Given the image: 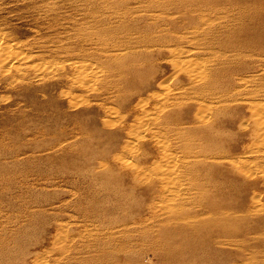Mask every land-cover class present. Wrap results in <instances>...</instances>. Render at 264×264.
Here are the masks:
<instances>
[{"label":"rangeland","instance_id":"374dc122","mask_svg":"<svg viewBox=\"0 0 264 264\" xmlns=\"http://www.w3.org/2000/svg\"><path fill=\"white\" fill-rule=\"evenodd\" d=\"M227 7L0 0V264H264V98L218 114L187 83L211 60L194 17L224 10L225 39L243 22ZM246 61L210 77L258 88L264 53Z\"/></svg>","mask_w":264,"mask_h":264},{"label":"bare ground","instance_id":"6f19581e","mask_svg":"<svg viewBox=\"0 0 264 264\" xmlns=\"http://www.w3.org/2000/svg\"><path fill=\"white\" fill-rule=\"evenodd\" d=\"M219 1H220V4L230 5V7H229L230 9L231 8H233L234 10L237 9L236 10L237 16H239V19L243 20V22L240 23L241 25H239V23L237 24L238 27L235 29V31L233 30L234 28H232L227 33H225L224 32L225 29H228V27H226L228 25L227 24L225 26L226 28L224 27V31L219 32L221 34L224 33L223 35L226 36L225 39H221V36H219L217 34L218 30H216V29L222 28L223 25H219L218 23H215V20L217 18H219V13L223 12L224 10L211 11L210 8H207L206 10L209 11L208 14L203 16V11H202L201 13H199V15L194 17V20H193L194 24L192 26L193 27L192 28V30H193L192 32L193 33H198V36H200V37L203 36L202 38H200V40L203 41L201 43V45H203L204 50H206L208 52V54L211 57V60H210V63L207 65V69L205 70L204 73H202L201 75H197V77L194 78L195 79L194 81H192V79H191L190 82H187L188 85H190V88L193 89L194 91H196L199 94V96H201V97L206 95V94H208V93L211 94V95H216L215 102H216L217 105L215 107H216V110H218L217 111L218 114L220 113L221 110L225 109V108H223V107H225L224 106L225 103L223 104V102L229 101L231 99L233 100V98H234V96L236 94L242 93L244 91H248L249 94L254 95V96L255 95L263 96V98H264V83H260L258 88H252V89L248 90L247 87H246V83L247 82H245L244 84H240V83H238V80L234 81V79H232V80L231 79H227L230 82H227L225 84L223 82H221L219 84L220 79L216 80V79H213V78L210 77V75H213V73H215L216 71L224 72L226 75L227 74H237L236 72H238L239 75H240V72H243V73L244 72H248V70L252 69V66H250V62L248 63L246 61V57L252 58V57H254L256 55H259L260 53H264V27H257L256 29H253L252 31H248V13H249V11L252 10L253 12L256 11L257 13H259V12L260 13H264V0H255L254 1L255 4H252L253 6H250L248 4H245V5L244 4H239V3L237 5L236 4V0H219ZM235 5H237V6H235ZM229 8L227 7L226 10H230ZM237 16H236V18H237ZM201 26H206V27L205 28H201ZM234 32H236V33H234ZM204 33L210 35V40L209 41L205 39ZM229 33L230 34L232 33L233 37H232V39L228 40L227 36H230ZM240 36H242V37H240ZM214 42L217 43L219 46L218 45L215 46ZM194 44H195V42H194ZM196 44H197V42H196ZM190 54L191 55H193V54L194 55H198L199 53L191 51V50H180V51L177 52L178 57H180V56H184L185 57V56H188ZM164 59H167V58H163V59H161V61H163ZM161 61L159 63H161ZM176 62L178 64V61H176ZM259 64L263 65V61L261 63H259ZM178 66H175V68H177ZM180 66H181V64H180ZM261 68H262V70L264 72V67H261ZM188 75H190V73L189 74L187 73V76H186L185 79L188 78ZM242 76H243V74H242ZM153 77H155L156 79L159 78L157 75H153ZM159 84H162V83H159ZM137 106L138 105H136L134 107H130L129 109L130 110L131 109H135V111H136ZM251 106H252V104L250 105V107ZM262 106L263 105H261V106L259 105L257 107H261L262 108ZM250 107H249V109H250ZM251 109H252V107H251ZM217 112H216V114H217ZM240 115L241 114H239V112L237 114H235V116H240ZM254 116H255V119H256V115H254ZM257 119H258L259 123L256 121V123H257L256 125L259 126L258 129L261 131L260 132L261 133L260 136H262V134L264 135V121H261L259 119V117ZM229 121L230 120L226 121V122H228V125L231 124ZM226 122H222L221 125L223 127L226 126L227 125ZM239 125L242 126L241 123ZM210 126H212L211 123H210ZM218 128H220V126H218ZM230 147L232 149V146H230ZM230 147L228 146L229 151L231 150ZM126 149L127 148H125L123 151H126ZM145 154H147V151L141 153L140 156L146 157ZM171 158L172 157H170V159ZM165 159H168V158H163L162 162H163V160L165 161ZM147 160H148V158L147 159H142V161H144V163ZM167 161H165V162H167ZM162 162H159V163H162ZM188 163H190V162H188ZM232 163L235 164V162H232ZM166 165H169V164H164L163 166H166ZM122 166H123V164H122ZM126 167H124V168L126 169ZM150 170L153 171L152 169H150ZM133 171H135V170H133ZM163 171H164V169H163ZM163 171H161L160 174H162ZM166 171H168V170H165V172ZM239 173H241V170H240ZM135 174H136V171H135ZM157 176H159V175H157ZM163 176H164V174H163ZM165 176H166V174H165ZM160 179H161V176H160Z\"/></svg>","mask_w":264,"mask_h":264}]
</instances>
